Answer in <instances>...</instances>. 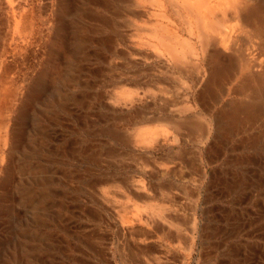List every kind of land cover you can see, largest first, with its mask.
<instances>
[{"label": "rangeland", "instance_id": "1", "mask_svg": "<svg viewBox=\"0 0 264 264\" xmlns=\"http://www.w3.org/2000/svg\"><path fill=\"white\" fill-rule=\"evenodd\" d=\"M99 1L0 0V264H264V79L231 68L183 111L176 68L133 65ZM135 84L171 103L129 105Z\"/></svg>", "mask_w": 264, "mask_h": 264}, {"label": "bare ground", "instance_id": "2", "mask_svg": "<svg viewBox=\"0 0 264 264\" xmlns=\"http://www.w3.org/2000/svg\"><path fill=\"white\" fill-rule=\"evenodd\" d=\"M98 3L103 11L98 12L97 25L101 29L109 28L111 34L115 33L116 39L125 43L127 58L133 65H141L146 68L149 64L158 65L161 62L163 63L160 65L161 68L163 67L162 69H171L170 66L176 68L175 70L172 68L174 71L172 70L171 73H177V78L182 80L180 81L185 85L187 91H191L190 93L186 91L182 97V99L184 98L183 111L184 109H196L197 105L203 106L195 94V88L198 86L200 88L204 81L215 86L217 80L231 68L238 67L240 72L244 73L246 87L259 85V81L264 79V63L261 60L258 62L251 50V44L255 43L264 30V0H100ZM125 28L127 29L125 30ZM99 33L98 43L103 45L106 40L102 36V31ZM241 33H244L246 38V42L243 40V44H248L244 48L239 45L242 44ZM114 42L116 40L114 41L113 38V46H119ZM160 72L166 73L167 70ZM132 74L135 75L133 72ZM225 78L227 80V77ZM135 86L131 87L129 91L120 93L125 100L128 99V103L134 104L135 101H139V105L145 110L152 105L155 106L154 108L166 109L167 105L171 103L168 102L165 106L157 105L159 103L157 97L146 95L152 92L151 88L138 87L136 84ZM163 87L166 89L164 85ZM219 87L217 85V88ZM201 88L202 92H206L208 89L203 91L205 87ZM30 98L32 99V97ZM129 105L131 104L129 103ZM248 110L244 112L246 116L256 112L255 107H251L252 111ZM165 121L167 122L166 126L170 124L176 134L184 127V122L177 119H165ZM0 124L2 127L1 139L6 146L10 142L9 125L5 124L4 119H1ZM207 125L205 124L206 128ZM166 130H161V135L164 136ZM160 132L154 131V129H140L136 132V139L140 144L148 145L156 141ZM173 137L177 138L175 134ZM6 152L1 153L4 156ZM150 205V209L152 208L155 214L163 218L167 217L165 215L167 206L165 208L164 205L153 202ZM133 216L138 220L142 219L140 208L135 209ZM130 217L120 214V219L124 223L130 221Z\"/></svg>", "mask_w": 264, "mask_h": 264}]
</instances>
